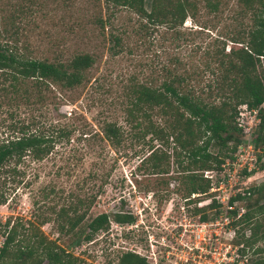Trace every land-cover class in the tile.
Masks as SVG:
<instances>
[{"label":"rangeland","instance_id":"rangeland-1","mask_svg":"<svg viewBox=\"0 0 264 264\" xmlns=\"http://www.w3.org/2000/svg\"><path fill=\"white\" fill-rule=\"evenodd\" d=\"M218 2L216 12L199 8L195 19L186 17L182 23L183 34L170 40L157 33L146 36L135 32V15L126 8L117 7L106 19L110 10L105 9L103 0H0V15L4 17L5 27H18L17 42L25 46L26 55L51 61L87 52L94 58L86 72L87 84L72 91L52 89L54 101L60 104L59 110L65 114L60 118L55 116L53 122L59 120L75 126L69 142L57 145L42 160L26 156L16 164L10 162L5 166L8 171L0 176V199H3L0 203V239L12 223L16 227L15 238L29 236L37 228L47 239L80 258V264H116L121 252L131 250L147 255L151 240H155L157 246L159 241H171L173 225L196 218L191 211L202 197L190 196L187 201L182 197L183 191L176 177L162 176L168 179L164 187L161 175L147 173L149 165L139 166L140 160L157 147L168 155L170 162L173 161L172 171L178 149L172 142L163 145L164 138L162 141L150 135L133 138L127 133L128 127L124 126L119 102L124 99L122 86L127 77L143 80L155 75L161 61L169 56L175 54L183 62L178 71H191L190 64L197 63L198 48H213L223 42L226 51L231 46L240 45L232 43L231 37L240 35L241 30L250 24V10L238 0ZM145 8L148 9V0H145ZM98 17L105 21L103 27L96 23ZM113 36L120 38L118 45ZM210 77L209 71L198 72L188 83L201 86ZM160 80L156 78L155 83ZM98 84L101 87L97 88ZM107 103L110 104L109 110H106ZM2 110L3 107L0 108V121L7 123V113ZM98 110L103 114H97ZM25 111L19 107L13 112L22 116L27 114ZM33 112L37 114L38 111ZM39 112L48 118L60 114L52 110L47 101ZM99 116H107L122 125L125 136L119 145L112 146L105 140L86 145L83 136L87 137L89 132L98 129L96 119ZM151 118L159 122L158 115ZM82 125L86 129L84 134L78 130ZM3 130L4 127H0V132ZM260 149L264 154V146ZM88 172L94 176L87 178ZM169 174L174 176L172 172ZM263 181L264 171L258 173L252 183ZM91 193L95 196L88 218L100 212L109 215L123 212L129 213L133 221L129 224L110 221L106 230L97 232L89 241L80 240L76 246L73 235L57 231L54 211L76 196ZM246 201L253 205V210L263 203L255 193ZM204 212L207 215L212 213L207 208ZM249 223L245 228L250 230V225L257 223L260 226L258 231L264 230V211L252 212ZM263 241L258 240L249 248V261L264 256V252L253 253ZM45 262L43 260L40 264Z\"/></svg>","mask_w":264,"mask_h":264},{"label":"trees","instance_id":"trees-1","mask_svg":"<svg viewBox=\"0 0 264 264\" xmlns=\"http://www.w3.org/2000/svg\"><path fill=\"white\" fill-rule=\"evenodd\" d=\"M103 2L105 9L110 10L106 19L117 7L126 8L135 15V32L146 36L157 33L161 38L169 37L170 40L178 39L183 34L182 23L186 17L195 19L199 8L216 12L219 4L218 0H148L146 9L145 0ZM238 2L251 13L250 24L241 30L240 35L231 37L232 43L240 44L238 47L231 46L224 51L221 42L217 47L198 48L197 63L190 64L191 71H178L183 62L174 54L161 61L155 75L143 80L129 76L122 86L124 99L119 102V109L123 113L124 126L128 127L127 133L136 139L146 135L159 141L164 138L163 145L172 142L174 148L178 149L172 171L173 161L170 162L168 155L157 147L140 160L139 166L149 165L147 173L150 175L176 177L183 191L182 197L187 201L192 193L207 192L208 180L203 178L202 172L218 170L220 163L231 158L235 151L240 141L239 129L234 122L237 106L245 103L249 107H256L264 101V0ZM4 22V17L0 15V108L3 107L2 111L7 113L8 118L7 123L0 121V127H4L0 132V176L8 171L5 166L10 162L16 164L26 156L32 160H42L57 145L69 142L75 126L59 120L53 122L55 116L60 118L65 114L59 110L60 104L54 101L52 89L72 91L84 86L89 82L87 69L94 62L93 56L87 52L73 54L65 60L48 61L30 57L25 54V46L17 42L18 27H5ZM104 22L101 17L96 19L101 27ZM113 39L118 45L120 38L113 36ZM203 71L211 74L205 84L188 83L193 74L198 75ZM156 78H161L158 84L155 83ZM96 86L99 88L101 84ZM46 101L52 110L60 114L49 118L41 114L39 110ZM109 105L107 103L106 110H109ZM19 107L27 114L19 116L13 112ZM33 111L38 112L34 114ZM97 114L101 115L103 111L98 110ZM154 114L158 115L159 122L151 118ZM106 117L99 116L96 119L98 129L89 132L87 137L83 136L87 146L96 140H105L112 146L123 141L125 130L122 125ZM259 118L253 138L261 148L264 146L263 109L259 110ZM78 130L80 134L86 133L83 125ZM212 149L215 151L212 152ZM259 168L264 169V161ZM92 176V172L86 175L87 178ZM160 179L166 187L168 179ZM253 193L263 199L262 204L255 206L256 210L246 201ZM94 196V193L76 196L54 211L57 231L73 235L76 246L81 241H89L97 232L106 230L110 221L116 224L133 221L129 213L123 212L110 215L100 212L88 218ZM232 199H238L245 206L244 213L236 221L242 223L237 230V239L250 248L258 240H264V230L259 232L260 226L255 223L250 225L249 236L244 237L241 232L250 224L252 212L259 214L264 211V181L250 186L248 196L236 195ZM2 201L0 199V203ZM217 207L216 201L211 199L205 207L194 206L191 215H198L201 220L207 219L210 215L204 212V208ZM15 228L12 223L4 234L0 245V263L40 264L45 260V264H80V258L47 239L37 228L33 227L36 231L21 238H15ZM262 252L264 241L253 250L254 254ZM116 264L148 263L142 255L126 250L119 254ZM248 264H264V256L252 258Z\"/></svg>","mask_w":264,"mask_h":264},{"label":"built area","instance_id":"built-area-1","mask_svg":"<svg viewBox=\"0 0 264 264\" xmlns=\"http://www.w3.org/2000/svg\"><path fill=\"white\" fill-rule=\"evenodd\" d=\"M261 109L264 110V101L256 107H249L245 103L237 106L234 122L239 129L240 141L235 151L231 158L220 163L218 170L202 172L203 178L208 180L206 193L190 194L191 198L202 197L196 201L197 207L214 199L218 207L207 208L214 213L203 220L198 215H192L196 218L173 225L171 241H159L157 246L156 241L151 240L148 254L142 255L148 264L249 263V248L237 239V230L242 223L236 221L244 213L245 206L238 199L231 198L236 195L248 196L249 187L256 185L252 180L264 171L259 168V164L264 161V154L253 138ZM241 233L247 237L250 230L244 228ZM2 241L3 238L0 239V245Z\"/></svg>","mask_w":264,"mask_h":264}]
</instances>
